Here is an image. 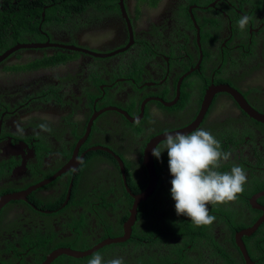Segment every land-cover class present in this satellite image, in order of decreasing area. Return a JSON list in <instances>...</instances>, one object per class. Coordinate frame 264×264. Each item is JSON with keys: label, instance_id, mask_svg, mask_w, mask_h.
I'll use <instances>...</instances> for the list:
<instances>
[{"label": "flooded vegetation", "instance_id": "1", "mask_svg": "<svg viewBox=\"0 0 264 264\" xmlns=\"http://www.w3.org/2000/svg\"><path fill=\"white\" fill-rule=\"evenodd\" d=\"M17 2L0 0L3 7ZM64 6L50 20L41 12L34 33L0 48L1 55L16 45H43L0 60V200L13 197L0 201V264H88L102 249L105 260L119 257L124 264H191L204 253L209 259L212 247L186 246L171 262L178 240L164 227L165 207H173V177L165 170L163 139L197 117L193 130L209 131L231 153L217 170L239 165L246 172L243 192L217 205L209 228L211 235L220 230L219 239L212 237L217 247L232 241L230 252L241 260L222 220L241 218L249 225L256 216L250 227L264 218V196H258L264 193V123L221 86L264 117V0H92ZM242 15L252 17L243 33L237 26ZM183 115L184 123H174ZM150 142H160L163 151L159 160L151 157L156 181L136 204L128 238L84 257L50 259L123 235L133 196L149 181L143 163ZM144 209L152 211L147 218L139 215ZM263 234L264 220L241 241L261 244ZM210 263L219 264L217 258Z\"/></svg>", "mask_w": 264, "mask_h": 264}, {"label": "clouds", "instance_id": "2", "mask_svg": "<svg viewBox=\"0 0 264 264\" xmlns=\"http://www.w3.org/2000/svg\"><path fill=\"white\" fill-rule=\"evenodd\" d=\"M252 17L242 15L237 26L243 33L247 31ZM19 133L24 129L15 125ZM47 131V125H39ZM163 149L167 150L169 172L173 177L170 194L175 201L177 216L190 219L195 227L210 226L216 220L209 214V205H223L235 201L244 190L247 176L242 166L233 165L228 172L217 169L230 159L231 153L223 151L221 143L209 131L197 128L191 133H167ZM160 142L152 148V155L161 158ZM88 264H124L123 258L105 260L97 253Z\"/></svg>", "mask_w": 264, "mask_h": 264}, {"label": "trees", "instance_id": "3", "mask_svg": "<svg viewBox=\"0 0 264 264\" xmlns=\"http://www.w3.org/2000/svg\"><path fill=\"white\" fill-rule=\"evenodd\" d=\"M45 1V2H43ZM28 5L26 0H18L17 5L3 7L0 4V48L1 50L7 48L9 45L13 44L17 38H20L23 34L26 33H34V29L38 20H40L41 12L44 13V20H50L52 17L56 16V12L59 11L58 7L64 5H72L78 6L79 4H87L90 5L92 0H64V5H59L58 2L62 3L60 0H37L32 1ZM52 4L54 6L53 9H46L42 11L41 6ZM66 8V7H65ZM16 10V11H15ZM66 13V9L64 10ZM73 11V9H72ZM76 11V8L74 9ZM34 24L31 26V21H34ZM165 170H169L168 164L165 166ZM169 188L167 187L165 191ZM173 207H165L168 210L167 218L164 224L165 228H171L169 230V235L172 236V239L178 240L175 245H172L170 259L171 262L176 261L180 255L181 250L185 249L186 246H190V249L199 248L200 246H210L212 247V253L209 256L210 258H217L219 264H244V260L241 257V260L236 254L231 253L233 249V242L230 241L228 247L225 249H220L217 247V242L212 238L211 232L209 230L210 226L203 227H195L189 218L185 216H177L175 212V201H172ZM209 214L213 211H217V205H209ZM220 211V210H219ZM218 211V212H219ZM144 218H147L148 215L152 213V211L144 209L141 211ZM214 213V212H213ZM211 215V214H210ZM256 218L253 217L254 220ZM252 220V221H253ZM225 228L228 229V232L231 235V239L233 240V236L236 232L240 231L243 228L248 227L249 225L244 224L241 218L237 220H222ZM149 230V229H148ZM142 232V230H140ZM264 237V234H263ZM160 240L164 241L166 244L167 236L161 235ZM225 241V240H224ZM234 241V240H233ZM171 247V244H170ZM244 247L247 250V254L251 261H255V264H264V239H262V243L260 244H245ZM218 250V253L215 251ZM107 251V249H102L97 253H102ZM96 253V254H97ZM240 256V255H239ZM92 256L89 257L87 261H89ZM202 256L192 257L190 261L191 264H202L200 261ZM149 262H148V261ZM147 260H137L135 264H151L150 259ZM86 261V262H87ZM76 264V263H71ZM159 264H168V263H159Z\"/></svg>", "mask_w": 264, "mask_h": 264}, {"label": "water", "instance_id": "4", "mask_svg": "<svg viewBox=\"0 0 264 264\" xmlns=\"http://www.w3.org/2000/svg\"><path fill=\"white\" fill-rule=\"evenodd\" d=\"M41 47H43L42 44L16 45V46L10 48L9 50H6L3 54H1L0 55V60L4 59L5 57L10 55L11 53L16 51L17 49H21V48L37 49V48H41ZM221 91H224V92L230 94L234 98V100L239 104V106L251 118H253L256 121H259L261 123H264V117L259 115V114H257L252 109H250L246 105V103L244 102L242 97L235 90H233V89H231V88H229L227 86H221ZM211 94H212V92L209 91V96L208 97H210ZM207 102L205 104H202V112L205 111ZM199 121L200 120H198V117H197L191 124H189L187 127H185L182 132L183 133H190L191 130H193L197 126ZM153 142H150V143H148L146 145V150L144 152V163H143V166L145 168V171L147 173L149 181H148L145 189L141 193H139L136 196H133V203H132L130 211H129V217H128L127 221L122 226L123 235L121 237H118V238H112V239H108L107 238V239H104L103 241H101L96 246H94L93 248L89 249L86 252L72 251V250H68V249H65V250H62V251H59V252H55V253H53L50 256V259L52 257H55V256L60 255V254L67 255V256H70V257H73V258L84 257V256H87V255L93 253L95 250H97L100 247H103V246L108 245V244L121 243V242H124L128 238L131 224L134 221L136 204H138V202L146 199V197L152 191V189L154 187V184H155V181H156V177H155V174H154V171H153V168H152V162H151V157H152L151 153H152V148L154 147L152 145ZM116 160H117L118 165L120 167L122 181H123V184L125 186L123 169H122L121 163H120V161L118 159H116ZM258 196H264V193H261ZM8 199H13V197L5 196V197H2V199L0 201L1 202L2 201L6 202ZM251 201H254V199H252ZM257 209L260 210V211L263 210L262 208H257ZM263 220H264V218H259L250 227L243 228V229H241L240 231H238V232H236L234 234V243H235L236 247L238 248L241 257L246 261V264H251V263L248 261V258L246 256V252L244 250V245H243V243L241 241V237L242 236L251 235L257 229V227L262 223Z\"/></svg>", "mask_w": 264, "mask_h": 264}, {"label": "rangeland", "instance_id": "5", "mask_svg": "<svg viewBox=\"0 0 264 264\" xmlns=\"http://www.w3.org/2000/svg\"><path fill=\"white\" fill-rule=\"evenodd\" d=\"M111 117V115L110 116H108L107 118L109 119ZM188 119V115H183L181 118H178L177 120H175L174 121V123H177V124H182V123H184L186 120ZM103 140H106L105 138H103ZM235 218V217H234ZM212 237H214L215 239H219V237H220V230L217 228V229H214L213 231H212ZM204 255H205V257H206V254L204 253ZM205 257L203 258L202 257V259L200 260V261H203L202 262V264H209V259H211L210 257H209V259H205ZM211 264V263H210Z\"/></svg>", "mask_w": 264, "mask_h": 264}, {"label": "bare ground", "instance_id": "6", "mask_svg": "<svg viewBox=\"0 0 264 264\" xmlns=\"http://www.w3.org/2000/svg\"><path fill=\"white\" fill-rule=\"evenodd\" d=\"M244 250H245V252H246V248H245V247H244ZM246 256H247V258H248V261H249L251 264H254L253 261L250 260V258H249V256H248L247 252H246ZM244 261H245V260H244ZM245 264H246V261H245Z\"/></svg>", "mask_w": 264, "mask_h": 264}]
</instances>
